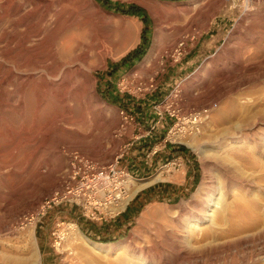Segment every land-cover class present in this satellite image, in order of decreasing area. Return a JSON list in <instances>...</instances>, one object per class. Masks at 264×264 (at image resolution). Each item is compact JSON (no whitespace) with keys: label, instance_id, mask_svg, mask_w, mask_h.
<instances>
[{"label":"rangeland","instance_id":"rangeland-1","mask_svg":"<svg viewBox=\"0 0 264 264\" xmlns=\"http://www.w3.org/2000/svg\"><path fill=\"white\" fill-rule=\"evenodd\" d=\"M93 1L108 14L113 41L104 59H91L89 77L77 75L54 85L39 78L18 85V92L13 86L5 88L0 78V159L11 164L0 173V200H6L0 208V264L41 263L42 240L53 242L55 208L41 220L30 217L63 187L73 154L105 164L114 161L126 145L131 120H125L123 109L102 86L112 69L138 50L136 43L151 37V4L156 5L157 18H173L178 24L179 18L186 21L189 31L182 41L192 38L194 20L204 27L215 12H225L220 10L223 2H234L228 12L237 19L227 41L197 72L171 87V91L177 87L175 100L183 114L207 110L198 133L177 137L196 157L198 176L192 188L178 196L147 195L158 184L150 183L149 189L144 186L132 194L131 188L149 180L131 179L127 208L133 211L124 226L98 232L88 224L78 229L67 222L58 227L67 233L60 251L54 246L48 250L54 264H264V0L247 4L242 0ZM173 1L175 6L170 4ZM213 1H219L215 7ZM18 18L2 16L0 36H22L27 29L18 25ZM31 18L22 20L32 23ZM55 37L56 32L43 31L30 44L45 57ZM0 53L18 60L30 56V51L4 41ZM3 61L0 58V70ZM42 65H49L55 77L60 73L58 63ZM162 68L157 65L159 74ZM178 169H160L161 179ZM208 197L210 216L195 224L188 215ZM151 205L157 213L140 224ZM71 230L78 234L68 235ZM140 246H147L151 256L135 254L133 249Z\"/></svg>","mask_w":264,"mask_h":264},{"label":"crops","instance_id":"crops-1","mask_svg":"<svg viewBox=\"0 0 264 264\" xmlns=\"http://www.w3.org/2000/svg\"><path fill=\"white\" fill-rule=\"evenodd\" d=\"M201 1L197 0V2ZM217 2H214L212 7H215ZM175 3L177 2H170L172 6H175ZM221 5L220 10L224 9L225 12H215L204 27L203 25L201 27L199 20L191 23L192 38L186 40V47L180 60L173 62L165 52L166 50L173 52L177 43L183 38V34L189 31L188 24L180 18V24L173 22L175 20L173 18L165 20L161 17L157 18L156 5L152 3L151 37L141 38L135 45L139 47L138 50L132 52L122 65L113 68L108 79H104L103 91L132 117L127 127L130 129V134L127 136V149L119 159V166L129 171L135 179L150 180L157 176L166 161L172 158H179L182 161V166L176 172L167 175L165 179L151 183H158L154 187H151V184L148 185L151 187V192L147 195L187 194L197 180L198 165L188 144L181 140L175 143L165 140L175 119L165 113L161 122H158L159 115L155 112L154 106L169 95L175 84H179L197 72L207 58L213 56L227 41L237 19L232 18L231 12H228L229 8H233L234 2L229 5L223 2ZM199 18L201 19L202 15ZM139 64L142 66L138 67ZM157 65H163L161 74ZM151 78L156 80L155 91L147 94H138L134 91L141 82H147ZM120 82L125 87L124 91L120 90L118 85ZM127 209L109 221L86 219L82 216L80 207L70 203L61 204L55 207L54 212L53 210L51 212H53V219H63L64 222L75 224L81 229L84 224H88L98 232L101 229L112 232L127 222L126 218H129V213L133 211L131 208ZM136 212L137 210L134 209L133 213ZM42 241L44 249L40 264H54L55 259L48 250L50 246L53 248L52 243L45 238Z\"/></svg>","mask_w":264,"mask_h":264},{"label":"bare ground","instance_id":"bare-ground-1","mask_svg":"<svg viewBox=\"0 0 264 264\" xmlns=\"http://www.w3.org/2000/svg\"><path fill=\"white\" fill-rule=\"evenodd\" d=\"M0 5L2 9L0 22L4 15L19 16L20 22L18 25H24L27 29L25 33H21L22 36H17L16 33L12 34L9 39H5L6 36L4 34L0 36V42L4 41L8 45L12 44L23 50H28V52L30 51V56L25 60H18L16 56L10 57V55L7 56L0 53V58L5 59L3 64L1 63L4 67L0 70L1 83L5 85V88L13 86L16 92H18V85H24L28 81H35L39 78L48 80L50 84L54 85L56 80L64 83L77 75H81L84 78L89 77L88 69L91 59H104L107 45L113 41L112 33L109 30L108 14L101 10L93 0H0ZM29 17L33 18H31L32 23H24L22 18ZM14 25L16 31H20L18 25L16 23ZM32 26L37 28L31 30ZM1 31L6 32L5 27H1ZM43 31L56 32V37L49 43V52L45 57L39 53L37 48L33 49L34 46L30 44L31 38L39 36ZM111 45L113 46V44ZM49 61L58 63L60 73L56 77L50 71L51 67L49 65H42V63L48 64ZM52 76L55 80L51 79ZM82 94L85 93L83 92ZM88 103L91 104L89 100H86L85 105L90 106ZM51 124L49 123V127H51ZM8 167H11V164L7 160L0 159V173L3 174L5 172L4 169ZM166 171L168 170L164 172ZM161 176L162 174L159 173L149 181L135 187L134 190L131 185L132 194H135L144 186L161 179ZM203 188L204 186L198 188V192L195 194L197 197L201 196ZM129 199H131L130 194ZM210 201L211 198L208 197L204 201L197 203L194 210L189 213V219L195 224H201L204 217L210 216V213L208 214L207 212ZM5 205L6 200H0V208L3 209ZM156 213V206L147 207L145 212L142 213L140 224H143L148 215ZM68 225L77 227V225L72 223ZM69 233L71 235L78 234L76 230H71L68 235ZM66 234L63 231L64 238ZM90 244L94 248L98 246L93 241H90ZM133 250L135 254L145 255L146 257L151 256L147 246L136 247Z\"/></svg>","mask_w":264,"mask_h":264},{"label":"built area","instance_id":"built-area-1","mask_svg":"<svg viewBox=\"0 0 264 264\" xmlns=\"http://www.w3.org/2000/svg\"><path fill=\"white\" fill-rule=\"evenodd\" d=\"M246 1L249 0H242L247 4ZM185 41H180L173 52H166V55L175 62L179 61L186 46ZM118 85L120 90L124 91V85L121 82ZM156 88V80L151 78L147 82H141L134 91L138 94H147L155 91ZM176 88L154 106L155 112L159 115L158 122H161L165 113L175 119L165 139L173 143L180 141V139L177 140V137L198 133L207 113V110H196L183 114L175 100L178 96L177 93L174 94ZM121 113L125 120H132L130 114L124 110H121ZM126 149L127 145L116 155L114 161L105 164H100L93 158L80 153L73 154L69 160L67 173L63 178V187L46 198L38 212L30 218L41 220L51 209L64 203L77 205L81 209L82 216L92 221H109L122 214L131 200L129 199L130 181L135 179L129 171L119 166V159ZM181 166L182 161L179 158H173L166 161L161 169L171 170ZM65 223L67 222L56 220V229L52 231V245L57 251H60L61 244L64 242L63 231L58 227Z\"/></svg>","mask_w":264,"mask_h":264},{"label":"trees","instance_id":"trees-1","mask_svg":"<svg viewBox=\"0 0 264 264\" xmlns=\"http://www.w3.org/2000/svg\"><path fill=\"white\" fill-rule=\"evenodd\" d=\"M138 196H140V194H138Z\"/></svg>","mask_w":264,"mask_h":264}]
</instances>
